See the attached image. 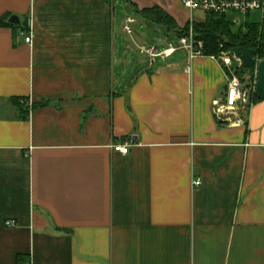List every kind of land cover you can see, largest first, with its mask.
<instances>
[{"label":"crops","instance_id":"obj_1","mask_svg":"<svg viewBox=\"0 0 264 264\" xmlns=\"http://www.w3.org/2000/svg\"><path fill=\"white\" fill-rule=\"evenodd\" d=\"M120 1L0 0V264H264V99L218 120V61L139 56Z\"/></svg>","mask_w":264,"mask_h":264},{"label":"built area","instance_id":"obj_2","mask_svg":"<svg viewBox=\"0 0 264 264\" xmlns=\"http://www.w3.org/2000/svg\"><path fill=\"white\" fill-rule=\"evenodd\" d=\"M180 6L188 15L200 11L205 15L228 17L234 14L245 18L250 14L257 13L259 20L264 21V0H181ZM233 22L240 23L238 19H234ZM187 23H189L190 28L186 36L177 38L175 41H167L164 45H159L157 49L133 42L136 53L151 60H165L179 50L187 51L191 60L204 56L203 44L195 39L190 18ZM135 24L136 20L131 17H127L124 21L123 32L130 39L133 38ZM21 36L24 37L25 43H31L30 36H25L24 33H21ZM210 58L218 61L228 78L226 95L221 102H212V112L218 120L228 121L232 115L245 112L252 105L251 96L254 93L255 80L253 79L251 84H246L244 80L238 78L236 71L241 63L232 49L224 48L223 44L219 45L218 55ZM189 70L188 67L186 71L189 72ZM113 150L122 155H127L129 145H115ZM199 185V180L193 182L194 187Z\"/></svg>","mask_w":264,"mask_h":264},{"label":"trees","instance_id":"obj_3","mask_svg":"<svg viewBox=\"0 0 264 264\" xmlns=\"http://www.w3.org/2000/svg\"><path fill=\"white\" fill-rule=\"evenodd\" d=\"M126 1L138 14L157 24L161 30L165 29L168 32L175 33L176 38L188 34L189 23H186L183 27H178L176 21L161 8L153 6L149 9L138 10L130 0ZM233 28L234 25L227 20V17L215 15H205V19L202 22L194 23L191 26L195 39L203 44L202 52L205 57L217 56L219 45L223 44L226 49L236 47L253 49L256 52V59L264 61V21L250 23L246 20L239 30L234 31ZM236 74L239 79L248 75V83L251 84L253 82L254 74L252 71L245 70L241 72L238 68ZM251 101L254 103L260 100L253 93ZM8 102L19 112L22 120H27L30 111L48 105V102L36 104L29 102L28 99L16 97L8 99Z\"/></svg>","mask_w":264,"mask_h":264},{"label":"rangeland","instance_id":"obj_4","mask_svg":"<svg viewBox=\"0 0 264 264\" xmlns=\"http://www.w3.org/2000/svg\"><path fill=\"white\" fill-rule=\"evenodd\" d=\"M115 11L117 20H124L126 17H131L136 20V24L133 30V36L141 45L144 44L151 47V45H154L155 43L157 44L158 42H161V45H164V43L167 41H175L177 39L175 33L168 32L165 29L161 30L157 24L151 22L150 20H147L146 18L138 14L126 0H121L117 4ZM179 17L180 18L177 20L178 25L180 23H183L184 26L188 22L189 18L191 20V24L193 25L194 23L202 22L205 19V14L200 11H195L189 15L187 13H181ZM234 19H238L240 23H234ZM227 20H229L234 25V31L239 30L240 26L246 20L250 23H257L260 21L259 15L257 13L250 14L245 18L232 14L227 17ZM241 79L244 80L246 84H248V75L243 76Z\"/></svg>","mask_w":264,"mask_h":264},{"label":"water","instance_id":"obj_5","mask_svg":"<svg viewBox=\"0 0 264 264\" xmlns=\"http://www.w3.org/2000/svg\"><path fill=\"white\" fill-rule=\"evenodd\" d=\"M9 23L19 25L17 17L12 16ZM158 46L155 47L157 49ZM232 52L240 61L239 70L252 71L254 74L255 86L254 93L258 100L264 99V61L256 59V52L253 49H246L241 47L232 48ZM135 138H133L134 140Z\"/></svg>","mask_w":264,"mask_h":264}]
</instances>
